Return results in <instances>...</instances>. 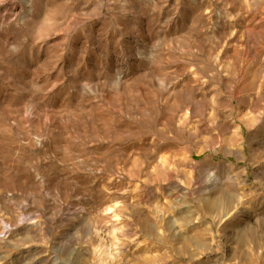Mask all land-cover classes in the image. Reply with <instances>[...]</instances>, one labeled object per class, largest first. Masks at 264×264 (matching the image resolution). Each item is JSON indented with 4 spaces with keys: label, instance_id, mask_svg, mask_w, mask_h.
Returning <instances> with one entry per match:
<instances>
[{
    "label": "rangeland",
    "instance_id": "374dc122",
    "mask_svg": "<svg viewBox=\"0 0 264 264\" xmlns=\"http://www.w3.org/2000/svg\"><path fill=\"white\" fill-rule=\"evenodd\" d=\"M0 264H264V0H0Z\"/></svg>",
    "mask_w": 264,
    "mask_h": 264
}]
</instances>
